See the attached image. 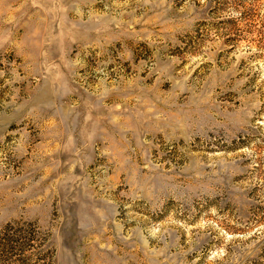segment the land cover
Returning a JSON list of instances; mask_svg holds the SVG:
<instances>
[{"label":"rangeland","instance_id":"obj_1","mask_svg":"<svg viewBox=\"0 0 264 264\" xmlns=\"http://www.w3.org/2000/svg\"><path fill=\"white\" fill-rule=\"evenodd\" d=\"M50 263L264 264V0H0V264Z\"/></svg>","mask_w":264,"mask_h":264},{"label":"trees","instance_id":"obj_2","mask_svg":"<svg viewBox=\"0 0 264 264\" xmlns=\"http://www.w3.org/2000/svg\"><path fill=\"white\" fill-rule=\"evenodd\" d=\"M29 226L30 227L28 229H26V231H25L26 235L28 236V240H29L27 242V244H26V249H31V248L34 247L33 239H34V237H36L35 236V234H36L35 229L33 227H31L30 224H29ZM11 230H12V226L11 225H7V227L4 229V231L7 232V233H5V235L9 239L12 238V237H16V235H18L17 234L18 231H17V233L14 234V231H11ZM9 231H11V232H9Z\"/></svg>","mask_w":264,"mask_h":264}]
</instances>
